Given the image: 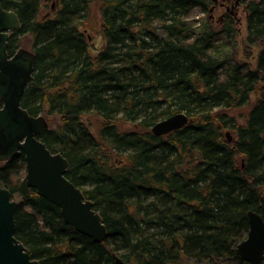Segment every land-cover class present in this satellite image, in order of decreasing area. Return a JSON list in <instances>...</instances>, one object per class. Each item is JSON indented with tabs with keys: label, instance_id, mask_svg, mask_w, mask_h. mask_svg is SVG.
Masks as SVG:
<instances>
[{
	"label": "trees",
	"instance_id": "trees-1",
	"mask_svg": "<svg viewBox=\"0 0 264 264\" xmlns=\"http://www.w3.org/2000/svg\"><path fill=\"white\" fill-rule=\"evenodd\" d=\"M1 1L22 24L9 53L24 36L36 53L22 106L59 117L42 139L68 158V178L108 228L96 242L66 223L27 184L21 152L0 161V185L19 201L16 236L32 256L40 264H115V253L132 264H250L236 247L248 212L264 218V0L247 4L253 68L231 52L233 15L218 26L187 20L213 0H56L46 14L41 0ZM97 11L105 45L93 54L80 24ZM247 105L238 122L235 111ZM179 112L187 125L153 132Z\"/></svg>",
	"mask_w": 264,
	"mask_h": 264
},
{
	"label": "water",
	"instance_id": "water-1",
	"mask_svg": "<svg viewBox=\"0 0 264 264\" xmlns=\"http://www.w3.org/2000/svg\"><path fill=\"white\" fill-rule=\"evenodd\" d=\"M22 24L15 10L3 7L0 0V161H8L23 152L27 184L61 209L66 223L96 242L108 236V228L94 202L85 197L67 172L70 162L61 152H53L42 139L50 129L42 114L32 115L22 106L27 87L34 81L36 53L20 47L9 53L11 34ZM186 112L156 122L152 130L165 135L187 125ZM228 139L232 141L230 132ZM19 201L9 188L0 185V264H40L31 250L16 236V211ZM249 232L238 243L237 253L250 264H264V218L248 212ZM115 264H132L114 254Z\"/></svg>",
	"mask_w": 264,
	"mask_h": 264
},
{
	"label": "rangeland",
	"instance_id": "rangeland-1",
	"mask_svg": "<svg viewBox=\"0 0 264 264\" xmlns=\"http://www.w3.org/2000/svg\"><path fill=\"white\" fill-rule=\"evenodd\" d=\"M250 1L254 0H243L244 5L246 6ZM258 1V0H256ZM56 3V0H41V8L42 12L44 14L49 13L50 6L53 7ZM213 2L210 3V7L212 8ZM211 11H202L199 7H195L192 10L191 15L187 20L190 22L192 21L194 24V27H203L205 26V22L208 21L207 18H210L212 20L211 24L214 26H218L219 16L222 14L221 10L216 11L213 13V17H211ZM237 21V26L235 27L238 32L233 35V39H228L229 44L231 46V52L234 53V58L238 60L241 63H248L250 64L251 68H253L256 65V55L253 53V49L250 47H246L244 44V40L246 39V25H247V7L244 10H241L240 14L238 16H234ZM83 20V19H82ZM80 27L83 31L86 32V34L89 36V42H90V52L93 54H96L104 45H105V38L101 32V19H100V12H92L89 14L80 24ZM225 40H223L224 42ZM20 47L27 48L30 50H34L32 40L29 36H24L21 39ZM256 52V51H254ZM219 55V54H218ZM220 56H225V54H222ZM252 100H256L255 97H253ZM250 106H244L241 111H238L234 114H236V118L238 122H244L243 119H245V116L249 112ZM46 117V119L49 122V126L52 128H55L59 124V117H53L49 116L47 114H42ZM95 130V129H93ZM227 132H230L233 138L235 136L233 135V130L227 129L225 131L226 137ZM263 264V263H262Z\"/></svg>",
	"mask_w": 264,
	"mask_h": 264
},
{
	"label": "flooded vegetation",
	"instance_id": "flooded-vegetation-1",
	"mask_svg": "<svg viewBox=\"0 0 264 264\" xmlns=\"http://www.w3.org/2000/svg\"><path fill=\"white\" fill-rule=\"evenodd\" d=\"M247 5L245 6L243 0H213V5L211 8V17H213V13L218 10L222 11V14L219 16L218 20L223 21L227 15L238 16L241 10H245Z\"/></svg>",
	"mask_w": 264,
	"mask_h": 264
}]
</instances>
